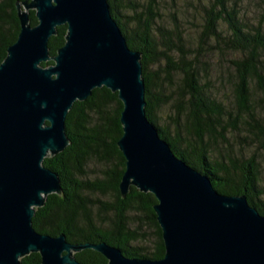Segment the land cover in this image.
Listing matches in <instances>:
<instances>
[{"label":"water","instance_id":"1","mask_svg":"<svg viewBox=\"0 0 264 264\" xmlns=\"http://www.w3.org/2000/svg\"><path fill=\"white\" fill-rule=\"evenodd\" d=\"M19 19L18 40L0 66V264H22L34 253L42 264H81L75 255L88 249L108 264H264V216L244 196L219 194L149 120L142 55L129 47L108 0H27ZM64 25L66 43L51 56L49 41ZM103 87L123 103L121 193L136 187L156 197L161 260L131 259L107 243L73 244L33 227L36 210L63 192L44 161L71 144L66 120L74 104Z\"/></svg>","mask_w":264,"mask_h":264},{"label":"trees","instance_id":"2","mask_svg":"<svg viewBox=\"0 0 264 264\" xmlns=\"http://www.w3.org/2000/svg\"><path fill=\"white\" fill-rule=\"evenodd\" d=\"M25 2L0 0V66L20 35L19 6ZM108 2L129 47L142 55L147 116L162 139L179 159L209 177L219 194L244 196L264 216L259 156L243 150L236 154L227 136L229 129L243 128L247 134L239 135V140L264 149V13L259 25H250L230 0H206L193 54L178 25L159 24L163 21L158 13L160 0ZM30 21L32 26L38 24L35 11L30 12ZM57 32L49 41L51 56L65 45L68 27L61 26ZM202 51L238 55L230 61L235 73L230 96L223 98L213 84L218 79L221 84V80H213L211 66L201 59ZM51 65L53 62L42 64L45 68ZM164 108L170 114L160 125L158 113ZM122 112L118 93L106 87L74 104L66 120L71 144L43 164L59 175L63 192L48 196L45 206L36 210L33 227L52 237L65 234L73 244L107 243L131 259L161 260L166 247L154 210L156 197L136 187L123 197L120 190L126 170V159L118 147L123 135ZM93 161L112 167L101 178L89 181L85 169ZM144 226L154 231L152 250L146 246ZM75 258L81 264H108L91 249ZM22 264H42V258L34 253Z\"/></svg>","mask_w":264,"mask_h":264},{"label":"rangeland","instance_id":"3","mask_svg":"<svg viewBox=\"0 0 264 264\" xmlns=\"http://www.w3.org/2000/svg\"><path fill=\"white\" fill-rule=\"evenodd\" d=\"M143 3V0H137ZM160 14H162L163 21L159 24H165L166 26H179L182 30L183 38L186 41V45H189L193 54H195L198 47V36L201 30L202 23V6L206 5V0H160ZM136 3V0H132ZM232 5L240 12V17L244 22L250 25H259V22L263 20L264 13V1L263 0H230ZM202 3V4H201ZM208 3V1H207ZM124 11V10H123ZM128 14V13H127ZM129 15L132 16L131 10ZM262 27L264 29V21H262ZM208 52L202 51V61L211 66L213 74V80L219 79L213 82L214 85L219 87V93L223 98L230 96L232 93V79L234 78V71L231 68L230 61L237 58V54L219 55V54H207ZM219 81V82H218ZM215 91V90H214ZM216 93V91H215ZM170 114L168 108H164L159 111V124H164V120L167 119V115ZM242 127V126H241ZM247 132L243 130L233 131L229 129L227 136L233 146V150L236 154H240L243 150L245 154L251 155L250 151L256 153L259 156L260 170L262 173V185L264 186V149L258 147L256 143L254 146L249 147V143H245L243 140H239V135H246ZM112 165H105L98 162H90L86 167V178L89 181L101 178L105 171H108ZM144 231L148 233V241L146 246L149 250H152L153 241L155 239L154 231L148 226H144Z\"/></svg>","mask_w":264,"mask_h":264}]
</instances>
